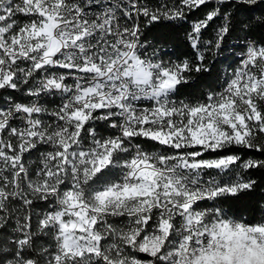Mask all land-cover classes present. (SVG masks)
<instances>
[{"label": "snow or ice", "instance_id": "6c2138e0", "mask_svg": "<svg viewBox=\"0 0 264 264\" xmlns=\"http://www.w3.org/2000/svg\"><path fill=\"white\" fill-rule=\"evenodd\" d=\"M0 264H264V0H0Z\"/></svg>", "mask_w": 264, "mask_h": 264}, {"label": "trees", "instance_id": "16d2710c", "mask_svg": "<svg viewBox=\"0 0 264 264\" xmlns=\"http://www.w3.org/2000/svg\"><path fill=\"white\" fill-rule=\"evenodd\" d=\"M244 215H248V213H244Z\"/></svg>", "mask_w": 264, "mask_h": 264}]
</instances>
